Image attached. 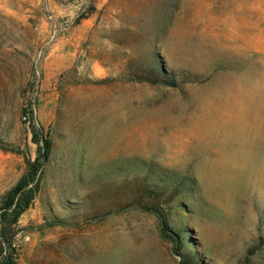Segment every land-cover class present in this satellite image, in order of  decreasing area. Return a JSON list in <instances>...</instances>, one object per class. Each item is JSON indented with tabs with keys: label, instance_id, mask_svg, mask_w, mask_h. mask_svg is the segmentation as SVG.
I'll list each match as a JSON object with an SVG mask.
<instances>
[{
	"label": "rangeland",
	"instance_id": "1",
	"mask_svg": "<svg viewBox=\"0 0 264 264\" xmlns=\"http://www.w3.org/2000/svg\"><path fill=\"white\" fill-rule=\"evenodd\" d=\"M39 127L17 264H264V0H0V208Z\"/></svg>",
	"mask_w": 264,
	"mask_h": 264
},
{
	"label": "trees",
	"instance_id": "2",
	"mask_svg": "<svg viewBox=\"0 0 264 264\" xmlns=\"http://www.w3.org/2000/svg\"><path fill=\"white\" fill-rule=\"evenodd\" d=\"M23 114L27 121L28 118H33V110L31 109H25ZM38 132L42 144L40 154L34 161L28 162L24 175L5 195L0 208V264L18 263V252L12 238L13 227L21 214L29 208L32 201L33 188L38 183V172L50 155L51 142L47 140L43 128L39 127ZM33 134L35 137L38 135L35 130ZM161 183L162 185L155 184L144 178L135 190L136 193L133 196L131 207L155 215L162 224V231L165 233L164 229H167L165 208L171 205L175 198V194H172V191L176 188L172 184L173 181ZM168 237L172 241L178 242V237L175 240L173 237Z\"/></svg>",
	"mask_w": 264,
	"mask_h": 264
},
{
	"label": "built area",
	"instance_id": "3",
	"mask_svg": "<svg viewBox=\"0 0 264 264\" xmlns=\"http://www.w3.org/2000/svg\"><path fill=\"white\" fill-rule=\"evenodd\" d=\"M24 120H26L27 118L23 117ZM27 121V120H26Z\"/></svg>",
	"mask_w": 264,
	"mask_h": 264
},
{
	"label": "bare ground",
	"instance_id": "4",
	"mask_svg": "<svg viewBox=\"0 0 264 264\" xmlns=\"http://www.w3.org/2000/svg\"><path fill=\"white\" fill-rule=\"evenodd\" d=\"M200 127V126H199ZM238 132V131H237Z\"/></svg>",
	"mask_w": 264,
	"mask_h": 264
}]
</instances>
